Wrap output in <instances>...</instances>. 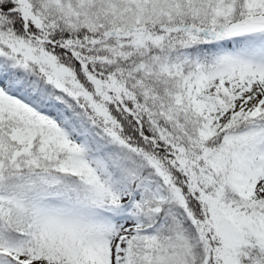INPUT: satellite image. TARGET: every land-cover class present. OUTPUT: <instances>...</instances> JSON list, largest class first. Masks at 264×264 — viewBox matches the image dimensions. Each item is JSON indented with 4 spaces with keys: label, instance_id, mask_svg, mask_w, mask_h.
<instances>
[{
    "label": "snow or ice",
    "instance_id": "snow-or-ice-1",
    "mask_svg": "<svg viewBox=\"0 0 264 264\" xmlns=\"http://www.w3.org/2000/svg\"><path fill=\"white\" fill-rule=\"evenodd\" d=\"M0 264H264V0H0Z\"/></svg>",
    "mask_w": 264,
    "mask_h": 264
}]
</instances>
